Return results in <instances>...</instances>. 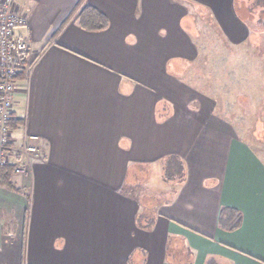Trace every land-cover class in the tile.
<instances>
[{
	"label": "crops",
	"instance_id": "0c3cea01",
	"mask_svg": "<svg viewBox=\"0 0 264 264\" xmlns=\"http://www.w3.org/2000/svg\"><path fill=\"white\" fill-rule=\"evenodd\" d=\"M15 2L35 62L12 136L37 137L42 158L0 178V264H264L263 152L215 115L197 64L201 31L257 55L264 26L237 0ZM87 5L106 27L81 25ZM158 164L173 187L148 191Z\"/></svg>",
	"mask_w": 264,
	"mask_h": 264
},
{
	"label": "rangeland",
	"instance_id": "374dc122",
	"mask_svg": "<svg viewBox=\"0 0 264 264\" xmlns=\"http://www.w3.org/2000/svg\"><path fill=\"white\" fill-rule=\"evenodd\" d=\"M263 3L264 0H258V2L238 0L237 2L239 14L243 18L245 15L246 18L254 21L255 29L264 26L262 21L261 24L257 22L260 20L259 17L264 18ZM213 31H201L198 40L201 50V56L197 62L200 65L198 67L199 80L206 86V90L215 96L217 101L215 115L226 121L232 131L251 142L264 155V37L255 48L259 50L256 55L250 52L249 49L253 48L250 44L242 46L247 51L239 45L225 46L222 40L214 38L218 34L215 35ZM151 172L153 177L158 179L154 181L150 174L147 183L143 184L148 191L152 188L153 192L157 190L159 192L173 187L171 183L163 184L160 181L159 175L164 171L162 172L159 164L155 165ZM166 178L171 177L166 174Z\"/></svg>",
	"mask_w": 264,
	"mask_h": 264
},
{
	"label": "built area",
	"instance_id": "2783aa9c",
	"mask_svg": "<svg viewBox=\"0 0 264 264\" xmlns=\"http://www.w3.org/2000/svg\"><path fill=\"white\" fill-rule=\"evenodd\" d=\"M15 6V0H0V171L11 164L15 173H23L42 154L37 137L25 134L16 146L12 136L18 78L22 72L29 75L35 62L28 41L17 33L26 18Z\"/></svg>",
	"mask_w": 264,
	"mask_h": 264
},
{
	"label": "trees",
	"instance_id": "16d2710c",
	"mask_svg": "<svg viewBox=\"0 0 264 264\" xmlns=\"http://www.w3.org/2000/svg\"><path fill=\"white\" fill-rule=\"evenodd\" d=\"M256 2H258V0H256ZM259 18H260L259 21H263V25H264V18L262 19L261 17ZM80 23L82 26L88 29H101L108 25V19L105 14H103L93 6L87 5L81 10ZM24 75L25 73L22 72L19 76H22L24 78ZM12 169L13 166L11 164H7L3 166V168L0 171L1 181L2 179L5 180L9 177V175L12 172ZM166 169H167L166 174L168 177L179 175L182 172V163L172 158L167 164ZM241 221H242V214L236 209L223 208L220 212L219 224L224 229L234 230L241 225ZM150 223L151 222L148 221L146 223L147 226Z\"/></svg>",
	"mask_w": 264,
	"mask_h": 264
}]
</instances>
